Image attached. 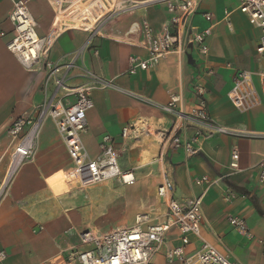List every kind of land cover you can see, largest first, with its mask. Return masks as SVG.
Returning <instances> with one entry per match:
<instances>
[{
	"label": "crops",
	"instance_id": "0c3cea01",
	"mask_svg": "<svg viewBox=\"0 0 264 264\" xmlns=\"http://www.w3.org/2000/svg\"><path fill=\"white\" fill-rule=\"evenodd\" d=\"M239 3L240 0H201L199 11H209L214 16L212 23L200 13L193 18L202 28L213 25L207 38L210 54L202 67L195 62L193 53H169L156 67L126 75L129 58L147 53L144 21L155 31L163 27L168 12L161 1L85 0L58 18L47 0H32L30 8L38 22V33L48 37L43 60L59 67L55 77H50L45 68L25 69L7 48L13 29L9 20L12 3L0 0V242L8 254L5 264H67V251L78 245L81 231L94 230V225L105 231L130 227L141 211V203L148 205L147 211L156 221L166 211L155 192L157 202L149 204L141 199L135 215L141 186L110 181L93 191L94 206L88 201L91 189L82 192L76 185L80 193L71 190L66 177L73 162L52 118L45 119L40 127L34 160L10 173L11 160L6 153L10 146L8 127L13 120L35 105L65 97L92 78L106 81V87H97L90 93L93 108L87 113L88 129L82 140L90 156L97 158L102 136L110 134L120 164L126 169L123 128L143 117L158 118L172 92L181 95L179 108L189 112L197 105L193 82L206 68L215 71L201 77L207 88L210 122L227 131L198 137L194 142L198 152L192 157L183 148L163 150L156 160L158 183L168 176L175 183L176 198L185 201L205 192L196 180L207 176L212 184L203 196L202 237L241 264H264V184L258 182L255 168L264 154V104L243 112L228 96L235 69L257 68L256 46L261 31L246 19L255 35L251 59L240 66L221 58L220 50L212 46L216 27L226 22L225 11H239ZM229 29L232 31L233 27ZM76 98L70 95L63 100L71 105ZM199 124L194 119L179 131L183 143L193 140ZM234 150L239 152L238 169L230 165ZM226 186L233 192L229 201L224 198ZM121 205L129 208L120 215L113 207L118 209ZM104 207L115 213L93 223V214L103 217ZM159 208L163 213H157ZM232 216L243 218L248 232L234 228L229 222ZM40 226L43 229L35 231ZM190 240L189 252L202 247L200 237L191 235ZM178 242L179 233L173 230L167 244L176 246ZM164 253L158 255L161 263Z\"/></svg>",
	"mask_w": 264,
	"mask_h": 264
},
{
	"label": "built area",
	"instance_id": "2783aa9c",
	"mask_svg": "<svg viewBox=\"0 0 264 264\" xmlns=\"http://www.w3.org/2000/svg\"><path fill=\"white\" fill-rule=\"evenodd\" d=\"M12 9L9 20L12 23V37L7 42V48L27 70L37 71L42 68L49 71L50 77H55L59 67L50 60H43V53L48 44V37L38 33V22L33 15L30 3L32 0H10ZM58 18L65 17L70 11L78 7L85 0H47ZM166 7L168 16L159 31L144 21V43L146 55L131 56L128 61L126 75H135L156 67L169 53L179 55L195 54V62L202 67L210 54L207 38L212 32L213 25L200 27L193 18L200 13L203 19L213 22V13L200 12L201 0H159ZM244 13L249 23L261 31L256 46V69H235L232 85L228 96L233 105L240 111H248L264 104V0H240L237 7ZM233 11H225L224 20L232 29L231 15ZM4 35V33H1ZM86 46V45H85ZM95 52H97L95 50ZM227 67L233 69L231 63ZM213 68H206L203 75H211ZM202 74L192 85L197 98V105L189 112L179 108L181 95L176 92L170 94L169 102L162 107L168 114L176 116L169 131V145L164 143L163 150L172 148L185 149L188 157L197 154L194 142L198 137L218 132H226L223 126L214 127L210 122L207 105V88L201 82ZM60 83L61 81L58 80ZM108 82L92 78L91 82L75 89L56 101L35 105L24 111L12 121L8 127L11 138L9 150L12 170L21 164L33 161L37 152V139L40 127L47 118H52L59 135L73 162V169L68 173V183H75L78 189L86 192L98 184L116 181L119 184L132 186L137 177L133 170L123 169L120 164L119 153L115 147V140L110 134L102 136L100 153L97 158L90 156L82 135L88 129L87 113L93 108L91 91L97 87H106ZM76 95V102L66 105L64 98ZM196 119L200 124L193 140L183 143L179 131L186 124ZM137 122L127 125L122 130L124 140L136 137ZM140 137V136H139ZM239 152L234 150L231 155V167L238 169ZM258 171V182L264 184V154L255 166ZM196 184L205 187V192L211 187V180L202 176ZM181 201L176 198V186L168 176L157 186L156 197L165 204L166 211L161 220H154L147 211L146 203H141V211L136 215L135 224L120 226L108 232L84 230L79 233L78 245L67 251V264H241L222 253L201 235L204 219L203 196ZM224 198L229 201L233 192L230 187H224ZM230 224L243 232H248L245 220L238 216L229 219ZM40 226L35 231H40ZM179 233V244L166 249L164 262L158 261V255L163 245L167 244L172 231ZM196 235L203 241L202 247L194 252L188 251L190 236ZM8 259L6 250L0 242V264Z\"/></svg>",
	"mask_w": 264,
	"mask_h": 264
},
{
	"label": "rangeland",
	"instance_id": "374dc122",
	"mask_svg": "<svg viewBox=\"0 0 264 264\" xmlns=\"http://www.w3.org/2000/svg\"><path fill=\"white\" fill-rule=\"evenodd\" d=\"M231 22L233 24V30L231 31L228 28L226 22H222L218 25L214 31V36H212L213 40V49H219L221 52V58L226 59L236 66L243 65L247 60L251 59V43L253 42L254 32L251 30L250 26L247 23L248 18H246L245 14L241 11H236L232 13ZM140 119H145L140 118ZM139 119V120H140ZM176 116L173 114H168L166 112H162L158 118H148L146 117L145 120L149 123V125H153L154 128L153 133L149 134L148 138L140 137H132L130 139L125 140V152L124 156L126 162L128 164L126 169L133 170L137 175V182L136 184L128 187H138L141 186V193L137 197V203L135 206V215L139 211V203L141 199L148 200L149 204H155L157 199L155 197V192L157 189V185L159 184V180L157 178L156 171L158 170L159 165L156 163V160L159 159V156L163 153L164 143L169 139V131L171 125L174 123ZM137 123V126L141 125ZM137 127V128H138ZM155 133H159L160 136L157 138ZM10 137V136H9ZM139 138V139H138ZM157 138V139H156ZM11 142V138H9ZM161 140V141H160ZM153 145V146H152ZM129 150V151H128ZM148 152V153H147ZM10 150L6 153V158H10ZM111 184L110 181L101 183L96 185L91 189L90 199L88 201H92L93 206L95 205V199H93L92 193L96 189ZM115 184V183H114ZM71 190L80 193V191L76 188L75 183H70ZM77 191H76V190ZM80 195V194H79ZM138 195V194H137ZM128 206H120L118 209L117 207H113V210L117 213L124 214L128 211ZM103 212L101 217L98 213L93 214V223L96 224L97 221L100 219L106 218L112 213V209L108 207L102 208ZM118 210V211H117ZM163 210L160 208L157 210V213H163ZM111 212V213H110ZM98 214V218H96ZM94 231L99 232H108L105 230H100L99 227L93 226ZM179 243V242H178ZM175 245V244H174ZM170 246H173L172 243L163 245L159 255L163 251Z\"/></svg>",
	"mask_w": 264,
	"mask_h": 264
},
{
	"label": "bare ground",
	"instance_id": "6f19581e",
	"mask_svg": "<svg viewBox=\"0 0 264 264\" xmlns=\"http://www.w3.org/2000/svg\"><path fill=\"white\" fill-rule=\"evenodd\" d=\"M144 118V117H143ZM145 119H146V117H145ZM145 119H140L139 120V123L141 124V125H139V127H138V129L134 132V135L135 136H137V137H139V136H142V137H144L145 139L146 138H148L149 137V134L150 133H153V130H154V128L151 126V125H149V123L147 122V120H145ZM148 119V118H147ZM156 134V136H157V138L160 136V134L159 133H155ZM156 138V139H157ZM139 139V138H138ZM161 141V140H160ZM153 146V145H152ZM148 153V152H147ZM13 168V167H12ZM12 168H11V170H10V173H12L14 170H12Z\"/></svg>",
	"mask_w": 264,
	"mask_h": 264
}]
</instances>
